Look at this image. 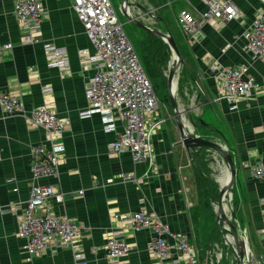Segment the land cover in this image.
Returning a JSON list of instances; mask_svg holds the SVG:
<instances>
[{
  "label": "crops",
  "instance_id": "1",
  "mask_svg": "<svg viewBox=\"0 0 264 264\" xmlns=\"http://www.w3.org/2000/svg\"><path fill=\"white\" fill-rule=\"evenodd\" d=\"M135 1L165 23L169 19L175 23L179 14L194 16L206 9L202 0ZM225 1L233 3L241 17L204 26L199 41L191 42L176 26L185 53L174 41L189 71L182 74L183 89L178 92V103L180 109L189 105L193 116L206 120L220 135L210 133L206 127H200L197 133L207 138L212 136L232 153L239 206L243 207L244 221L255 231L259 248L264 252V183L253 180L249 171L257 163H264V59L252 60L242 38L256 16L264 18V4L260 0ZM42 5L44 14L37 41L23 45L22 30L14 15V0H0V47L11 45V49L0 51V94L19 99L26 109L47 105L64 125L61 143L65 152L59 175L56 179L40 181L62 193L63 202L51 200L53 213L65 215L79 227L75 246L88 264H153L147 251L152 233L133 232L125 223L141 206L166 224L171 234L192 244L200 264H207V232L195 220L199 210L191 153L180 142L172 112L165 108L168 105L161 106L155 116V121L164 122L151 138L152 169L148 164L134 163L128 153L111 155L108 147L115 133L104 132L96 114L80 116L87 108L84 93L93 74L80 55L83 50L89 55L93 53L84 29L69 1L42 0ZM46 44L67 52V70L50 67L51 61L44 52ZM240 65L248 68L247 74L258 87L247 98L233 102L218 99L222 90L210 67ZM115 128L116 132L121 131L120 121L115 122ZM38 145L49 146L46 133L22 115H6L0 106V264H74L69 247L29 258L23 251L24 241L16 237L17 222L32 184L29 159ZM205 156L212 161L215 181L226 174L224 185L229 176L225 165L213 152L205 151ZM9 177L14 180L12 186L4 182ZM11 187H16L17 192H12ZM15 205L13 214L4 213ZM114 235L122 237L129 247L128 254L120 261L105 254L107 240ZM227 263H231L230 257Z\"/></svg>",
  "mask_w": 264,
  "mask_h": 264
},
{
  "label": "built area",
  "instance_id": "2",
  "mask_svg": "<svg viewBox=\"0 0 264 264\" xmlns=\"http://www.w3.org/2000/svg\"><path fill=\"white\" fill-rule=\"evenodd\" d=\"M67 1L93 51L92 55L87 50L80 54L93 73L84 93L87 108L80 116L96 114L100 117L103 131L115 133V139L108 147L111 155L128 153L134 163L148 164L149 169H152L151 138L164 120L155 121L160 102L136 50L125 34L110 0ZM260 1L264 4V0ZM202 3L206 7L204 12L194 16L182 13L175 20L181 33L191 42L200 40L204 26L228 23L241 17L240 10L230 1L202 0ZM43 14L42 0H14V15L22 30L23 45L36 43ZM242 38L252 60L264 59L263 17L256 16ZM3 49L9 50L11 45L0 47V51ZM44 52L51 61L50 67L68 69L69 60L64 49L46 44ZM209 70L221 86L222 92L218 99L233 102L247 98L258 87L244 65L232 68L211 66ZM0 106L8 116L26 117L33 126L46 133L49 141L48 147L38 145L33 148L29 159L32 184L16 227V237L24 241L23 251L29 258H37L69 247L73 251L74 264H88L85 255L75 246L79 227L65 215H57L52 211L51 200L55 198L63 202L62 193L52 185L40 184L43 179H56L59 175L60 161L65 152L61 143L63 123L47 105L26 109L19 99L5 93L0 94ZM117 120L121 122L120 132H116ZM249 171L253 180L264 183L263 162L257 163ZM129 180L135 181V178L129 177ZM4 182L12 186L14 180L9 177ZM11 188L12 192H17L16 187ZM143 207L128 217L125 223L130 225L133 232L149 230L152 233L147 251L153 264H165L168 260L171 264H200L194 246L185 238L171 234L166 224L150 216ZM14 208L16 205L4 213L13 214ZM242 230L247 235V229ZM128 252V245L119 235L107 240V258L120 261ZM245 264H264V252L253 251L249 246Z\"/></svg>",
  "mask_w": 264,
  "mask_h": 264
},
{
  "label": "water",
  "instance_id": "3",
  "mask_svg": "<svg viewBox=\"0 0 264 264\" xmlns=\"http://www.w3.org/2000/svg\"><path fill=\"white\" fill-rule=\"evenodd\" d=\"M120 10L128 22L144 30L147 34L158 38L170 52V64L167 73V95L169 100L172 117L180 135V142L189 153L196 154L197 151L205 149L208 152L217 154L221 162L228 170V179L224 185L219 188V195L215 208V225L219 233V245L216 241H211V235L207 246V264H225L228 257H232L230 264H245V258L248 251L247 235L243 233L240 222L234 217L233 194L231 190L235 186L236 172L233 161V155L230 150L219 143L217 140L203 138L197 133L200 127H206L210 133H218L211 129L208 124L201 118L195 117L190 112L189 105L180 109L178 103V88L183 72L186 71L185 64L181 54L168 31L164 21L155 17L151 11L145 9L135 0H122ZM159 25L162 30H156L154 26ZM186 90V89H185ZM187 91V90H186ZM189 99V97H187ZM194 164L200 171L199 163L196 159ZM227 207V210H225ZM214 234V232L212 233ZM233 244V246L231 245ZM218 246L219 253L214 252Z\"/></svg>",
  "mask_w": 264,
  "mask_h": 264
},
{
  "label": "rangeland",
  "instance_id": "4",
  "mask_svg": "<svg viewBox=\"0 0 264 264\" xmlns=\"http://www.w3.org/2000/svg\"><path fill=\"white\" fill-rule=\"evenodd\" d=\"M111 4L114 8V11L116 12V15L118 17V19L120 20V22L123 25V30L125 31V34L127 35L128 39L130 40V42L132 43L134 49L136 50L137 55L141 58L142 60V64L144 62L146 69L148 70L146 72L149 80L151 81L156 94L158 96L159 99V108H161V106L165 107L168 104L167 99V73H168V67H169V62H166L165 65H161L160 63V59L161 57L157 54V48L159 47V42L155 39V38H151L150 36L147 35V33L140 29L139 27L133 25L132 23L128 22L127 19L125 18V16L122 14L121 10H120V4L122 0H110ZM165 23V21H164ZM168 31L170 32L172 38L177 41L178 47L181 49V51L183 53H185V47L184 44L182 43L181 35L178 32V28L176 27L174 21H172L171 19L167 20L165 23ZM154 28L157 30H162L163 29L160 26H157ZM176 44V43H175ZM177 46V45H176ZM192 71V70H191ZM187 73H189L188 70H186ZM193 72V71H192ZM185 75V72H184ZM162 107V108H163ZM167 108L168 111L171 112V110L168 107ZM203 119V118H202ZM204 120V119H203ZM206 122V120H204ZM207 123V122H206ZM200 135V134H199ZM202 136V135H201ZM203 138L206 139H212L213 137H205L202 136ZM211 164L212 161L209 162L208 164V170L210 172V178H212L214 180L213 176V172L211 171ZM231 193L234 195V201H233V214L234 217L237 220H241L242 223H240V226L243 228H247V237H248V242H249V246L253 251H261V249L259 248V243H258V238L255 235V231L253 229L250 228V226L246 223V221H244L245 219V215L244 213V209L242 207V209L239 206V201H240V196H238V192L236 189V185L234 186V188L231 190ZM213 202V201H212ZM212 212H215V208H216V203H212ZM212 227V224H211ZM214 241H219V236L217 234H215L214 236ZM202 255H204V253H202ZM232 260V257H231ZM229 264V263H227Z\"/></svg>",
  "mask_w": 264,
  "mask_h": 264
},
{
  "label": "trees",
  "instance_id": "5",
  "mask_svg": "<svg viewBox=\"0 0 264 264\" xmlns=\"http://www.w3.org/2000/svg\"><path fill=\"white\" fill-rule=\"evenodd\" d=\"M147 35L150 36L151 38L152 37L155 38L160 43L156 52L161 57L160 59L161 65H165L166 62L168 63V61L170 60V52L167 49V47L158 38L152 35H149V34ZM140 61L142 63L141 58H140ZM142 65L145 71L147 72L148 70L146 69L144 62ZM181 84H182V81H179V88H178L179 94L180 92H182V89H183V86H181ZM166 100L168 101V104H167L168 107H170L168 95H167ZM205 151H206L205 149H202V150L197 151L196 154L191 153V162H192V169H193L195 188H196V201H197L196 207H198V210H199L196 212L197 215L195 216L196 225L201 223L202 226H204L203 229H205V231L207 232L206 240H207V246H208V242L210 240L211 235H213L211 241L214 240L215 234L219 236L217 229L214 228L216 214L215 212L214 213L212 212V207H213L212 203L217 202L218 195H219V188H218L217 183L212 178H210L208 164L211 161L209 159H206ZM193 159H196L197 162L199 163L200 171H198V169L196 168ZM238 221L242 223L241 220H238ZM211 224H212V227H211ZM213 232L214 234H212Z\"/></svg>",
  "mask_w": 264,
  "mask_h": 264
},
{
  "label": "bare ground",
  "instance_id": "6",
  "mask_svg": "<svg viewBox=\"0 0 264 264\" xmlns=\"http://www.w3.org/2000/svg\"><path fill=\"white\" fill-rule=\"evenodd\" d=\"M225 180H226V174H222L220 177H217L216 178V183H217V185H218V188H220V185H222L224 182H225ZM225 210H227V207H225Z\"/></svg>",
  "mask_w": 264,
  "mask_h": 264
}]
</instances>
